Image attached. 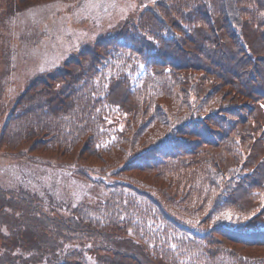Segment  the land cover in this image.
<instances>
[{
	"label": "trees",
	"instance_id": "trees-1",
	"mask_svg": "<svg viewBox=\"0 0 264 264\" xmlns=\"http://www.w3.org/2000/svg\"><path fill=\"white\" fill-rule=\"evenodd\" d=\"M147 1L12 104L90 196L0 185V264H264V0Z\"/></svg>",
	"mask_w": 264,
	"mask_h": 264
},
{
	"label": "rangeland",
	"instance_id": "rangeland-1",
	"mask_svg": "<svg viewBox=\"0 0 264 264\" xmlns=\"http://www.w3.org/2000/svg\"><path fill=\"white\" fill-rule=\"evenodd\" d=\"M25 1L18 5L16 0H0V141L12 104L37 74L52 71L98 38L113 32L148 3L147 0ZM33 137L26 142L23 139L14 149L0 145V185L24 188L46 198L52 194L58 200L73 203L89 197L88 186L67 170L20 156L21 146L36 142ZM10 150L17 152L11 155ZM3 238L0 236V252Z\"/></svg>",
	"mask_w": 264,
	"mask_h": 264
},
{
	"label": "snow or ice",
	"instance_id": "snow-or-ice-1",
	"mask_svg": "<svg viewBox=\"0 0 264 264\" xmlns=\"http://www.w3.org/2000/svg\"><path fill=\"white\" fill-rule=\"evenodd\" d=\"M43 70V69H42ZM261 107H264V105H261ZM222 218L224 219H231L232 218V214L231 213H222L221 214ZM221 217H217V219H220Z\"/></svg>",
	"mask_w": 264,
	"mask_h": 264
}]
</instances>
